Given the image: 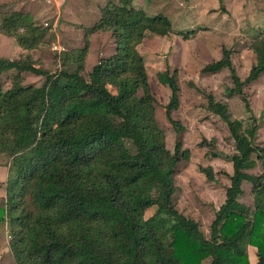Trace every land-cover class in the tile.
Instances as JSON below:
<instances>
[{
    "label": "trees",
    "instance_id": "16d2710c",
    "mask_svg": "<svg viewBox=\"0 0 264 264\" xmlns=\"http://www.w3.org/2000/svg\"><path fill=\"white\" fill-rule=\"evenodd\" d=\"M48 30L30 13L3 14L2 32L24 49L37 47ZM97 31H111L116 51L85 76L90 36ZM170 32L165 15H150L133 0H108L100 19L86 29L85 46L68 51L69 65L59 72L37 66L30 54L0 58V156L11 158L0 222L13 225L10 248L17 264H202L208 258L210 264H236L247 254L245 242L258 248V263L264 264V232L259 231L264 147L254 143L258 124L244 128L226 103L202 89L208 109L227 123L235 140L233 173L209 237L174 202L177 167L191 158V150L181 138L174 151L169 149L139 50L149 33ZM250 48L256 61L245 80L226 46L202 72L228 68L234 86L227 92L238 94L252 113L244 87L264 74V33ZM10 69L44 75L46 81L24 85L19 75L4 89L1 73ZM158 78L171 89L166 114L180 133L184 126L172 116L180 105L178 70L168 65ZM199 144L215 146L216 138ZM258 162L262 172H250ZM199 169L216 179L211 166ZM244 181L252 184L253 217L240 200ZM151 207L157 211L146 217Z\"/></svg>",
    "mask_w": 264,
    "mask_h": 264
},
{
    "label": "rangeland",
    "instance_id": "374dc122",
    "mask_svg": "<svg viewBox=\"0 0 264 264\" xmlns=\"http://www.w3.org/2000/svg\"><path fill=\"white\" fill-rule=\"evenodd\" d=\"M108 0H0V58L18 59L30 54L37 66L57 73L69 64L65 55L72 49L82 48L86 42V29L95 24L102 15ZM134 4L150 15L163 14L168 18L171 32L161 36L149 33L139 45L146 62L149 81L155 95L156 115L166 134L167 145L174 151L175 143L181 138L183 145L191 150V158L179 163L175 175L174 202L184 214L200 223L202 231L210 236V226L215 212L225 200L226 187L233 173L230 159L235 152V140L227 123L208 109V100L200 89L211 92L216 100L226 103L232 118L243 122L244 128L258 124L254 143L264 147V74L245 85L252 113L246 109L238 94L227 92L233 87L230 70L225 68L216 73H204L202 68L222 56V47L233 50V61L243 80L256 61L250 48L255 37L264 33V0H136ZM11 11L30 13L40 26L48 27L44 41L27 50L20 44L18 52L13 46L14 37L2 32L3 14ZM116 43L111 31H97L90 36L89 53L84 75L101 57L115 53ZM170 66L178 70L181 88L180 105L172 116L181 121L184 129L178 133L167 117L166 105L170 101L171 89L160 82L158 73ZM21 76L24 85L42 86L46 77L31 71L4 70L1 82L4 89L12 86L14 78ZM253 116L255 117H251ZM203 138H216V145H200ZM218 152V156L212 154ZM254 157H256L254 155ZM7 154L0 156V163L10 165ZM211 166L216 179L211 181L200 171V166ZM261 173L262 166L250 170ZM245 193L241 196L253 217L254 203L252 184L244 181ZM157 207H151L146 217L152 216ZM12 224V223H11ZM13 225L8 228L11 232ZM264 232V221L259 224ZM244 245L247 254L236 258V264H259L258 248ZM249 249V250H248ZM202 264H210L205 259Z\"/></svg>",
    "mask_w": 264,
    "mask_h": 264
},
{
    "label": "crops",
    "instance_id": "0c3cea01",
    "mask_svg": "<svg viewBox=\"0 0 264 264\" xmlns=\"http://www.w3.org/2000/svg\"><path fill=\"white\" fill-rule=\"evenodd\" d=\"M133 1L135 2L136 0ZM10 43L13 49H15L16 52H18L17 50L18 43H15L14 46H13L14 43L13 41H11ZM8 172H9L8 165H6L5 163H0V182L2 183V186H0V203L2 202L3 198L6 197V181L8 178ZM243 188H244V184H243ZM225 198H226V193H225ZM11 225H12L11 222H9L8 220L0 222V264H17L10 248V237H9L10 231H8V228ZM249 247H252V245Z\"/></svg>",
    "mask_w": 264,
    "mask_h": 264
},
{
    "label": "built area",
    "instance_id": "2783aa9c",
    "mask_svg": "<svg viewBox=\"0 0 264 264\" xmlns=\"http://www.w3.org/2000/svg\"><path fill=\"white\" fill-rule=\"evenodd\" d=\"M9 237H11V236L9 235Z\"/></svg>",
    "mask_w": 264,
    "mask_h": 264
}]
</instances>
